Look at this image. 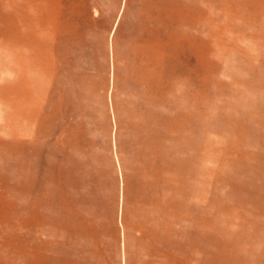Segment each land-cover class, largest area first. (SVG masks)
Returning a JSON list of instances; mask_svg holds the SVG:
<instances>
[{
	"label": "rangeland",
	"instance_id": "rangeland-1",
	"mask_svg": "<svg viewBox=\"0 0 264 264\" xmlns=\"http://www.w3.org/2000/svg\"><path fill=\"white\" fill-rule=\"evenodd\" d=\"M27 2L0 0V55ZM42 3L35 136L0 135V264H32V196L40 264H264V0Z\"/></svg>",
	"mask_w": 264,
	"mask_h": 264
},
{
	"label": "bare ground",
	"instance_id": "bare-ground-1",
	"mask_svg": "<svg viewBox=\"0 0 264 264\" xmlns=\"http://www.w3.org/2000/svg\"><path fill=\"white\" fill-rule=\"evenodd\" d=\"M28 7H30L29 11L34 13L32 18L27 11ZM42 8V0H28L24 7L14 6V17L10 20L11 40L14 46L10 47L8 55L6 50L0 55V135L11 139L10 147L15 154L19 153L21 140L30 141L35 136L33 118L38 102L30 78L39 74L38 48L34 42L36 28L41 24L35 20V14L40 13ZM5 56H8L6 66L3 64ZM6 73L8 76L3 75ZM34 170V166L30 163L21 162L20 158L16 157L13 163L12 190L19 193L20 190L29 188ZM26 200H28V208L23 225L29 241L27 253L32 264H36L37 252L46 246L43 235H45L46 227L50 226V222L43 214L44 206L41 197H26ZM204 202L210 205L209 197H206ZM64 209L62 205L63 220ZM242 233L239 234L240 238L247 239V235ZM229 235L227 230L219 231V236L222 238ZM203 249L201 248V251Z\"/></svg>",
	"mask_w": 264,
	"mask_h": 264
}]
</instances>
